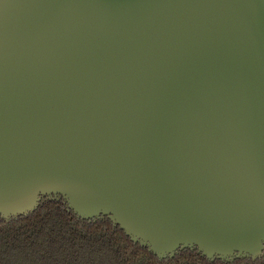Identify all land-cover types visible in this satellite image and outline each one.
<instances>
[{"label": "water", "instance_id": "95a60500", "mask_svg": "<svg viewBox=\"0 0 264 264\" xmlns=\"http://www.w3.org/2000/svg\"><path fill=\"white\" fill-rule=\"evenodd\" d=\"M61 198L159 259L264 254V0H0V217Z\"/></svg>", "mask_w": 264, "mask_h": 264}, {"label": "trees", "instance_id": "16d2710c", "mask_svg": "<svg viewBox=\"0 0 264 264\" xmlns=\"http://www.w3.org/2000/svg\"><path fill=\"white\" fill-rule=\"evenodd\" d=\"M0 264H264V254L209 260L184 248L159 259L107 217L81 219L61 198L52 197L42 199L27 215L0 217Z\"/></svg>", "mask_w": 264, "mask_h": 264}]
</instances>
